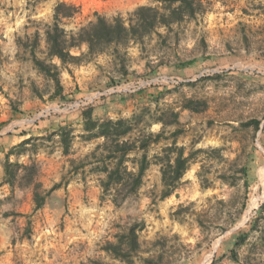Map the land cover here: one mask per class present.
<instances>
[{"label":"rangeland","instance_id":"1","mask_svg":"<svg viewBox=\"0 0 264 264\" xmlns=\"http://www.w3.org/2000/svg\"><path fill=\"white\" fill-rule=\"evenodd\" d=\"M58 1L77 9L61 21L68 31L88 24L96 13L127 20L139 5L162 4L0 0V264H125L101 245L134 222L140 251L133 264H264V0H202L195 17L169 31L158 28L162 37L153 33L142 43H128V75L123 77L119 59L95 55L63 66L65 98L50 100L51 81L34 68L16 38L35 31L42 38ZM45 49L41 40L37 55L45 58ZM83 51L84 45L71 49L75 55ZM190 59L191 65H181ZM87 106L101 119L144 112L140 125L152 131L160 125L147 122L172 108L179 112L178 124L166 126L165 135L178 129V146L187 153L206 152L191 159L177 189L161 198L154 155L172 138L152 144L137 194L114 204V188L103 190L105 174L96 169L101 165L96 145L102 139L81 137L80 111ZM252 119L259 120L258 129L246 125ZM60 125L73 132L67 155L57 137H47ZM28 136L37 138L36 151L10 160H34L44 190L60 183L39 209H34L31 188L11 189L3 180L5 152Z\"/></svg>","mask_w":264,"mask_h":264},{"label":"trees","instance_id":"2","mask_svg":"<svg viewBox=\"0 0 264 264\" xmlns=\"http://www.w3.org/2000/svg\"><path fill=\"white\" fill-rule=\"evenodd\" d=\"M161 6L139 5L130 12L127 20L118 15L111 19L101 14H95V19L88 24L81 26L77 31H68L61 21L71 17L76 7L64 1H58L53 7L52 22L43 30V36L35 31L32 36H18L16 43L28 52L34 68L46 79L50 80L53 92L49 95L50 100L64 99V88L60 81L61 68L65 65H78L89 61L95 55L109 53L114 59H119V69L123 77L128 75L127 66L124 63V50L129 42L142 43L147 36L156 33L159 37L162 34L158 28L165 31L172 30V25L182 22L185 19L193 18L201 10L202 0H157ZM45 45V58L37 55L40 49V42ZM85 46V51L75 55L72 48ZM123 51V53H122ZM55 59L59 62H55ZM193 59L181 62V65H191ZM154 101H158L154 97ZM185 108H190L186 104ZM12 113L17 112L14 102H11ZM191 109V108H190ZM95 108L87 106L80 111L82 130L81 137L85 140L101 138L102 142L96 145L100 150L98 161L100 166L96 169L105 174L100 181L104 191L114 188L112 201L114 204H121L126 199L135 196L141 186L144 173L150 164L147 151L152 144L161 140L172 138L159 153L154 155L156 163L160 167V179L162 184L161 198L171 195L180 184V181L188 170L191 159L195 155L206 152L204 149H196L187 153L183 146L176 144V136L180 133L178 129L172 130L165 135L166 126L178 124L179 112L169 108L160 111L157 116L151 118L147 125L157 123L160 125L158 131L144 130L140 124L143 121L144 112L133 114L130 118H97L94 115ZM146 111H148L146 109ZM147 115H151L147 112ZM153 117V116H152ZM253 125L258 129L259 120L252 119L246 125ZM25 135V132H21ZM57 137L61 145L62 153L67 155L73 140V132L67 126H58L47 136ZM37 138L28 136L12 145L4 154L3 180L12 189L15 185L32 189V201L34 209L41 208L46 202L50 193L60 187V183L53 184L49 189L44 190L38 180L39 168L34 160L28 163L13 162L11 155H20L36 151ZM219 148L211 149L220 156ZM138 153V156H130ZM95 153H92L94 156ZM221 157V156H220ZM132 163V168L128 163ZM244 171V170H242ZM225 178V175L221 176ZM137 223H131L120 233L115 235L114 241H106L101 249L112 255L113 258L123 261L125 264H133V255L140 251L138 241ZM244 236L233 242L229 250L230 255H235L234 247L243 241ZM146 263L150 261L146 259ZM93 264H102L96 260L90 261Z\"/></svg>","mask_w":264,"mask_h":264}]
</instances>
